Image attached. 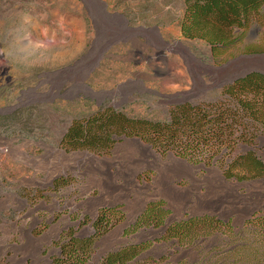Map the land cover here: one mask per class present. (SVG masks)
<instances>
[{
  "label": "rangeland",
  "instance_id": "1",
  "mask_svg": "<svg viewBox=\"0 0 264 264\" xmlns=\"http://www.w3.org/2000/svg\"><path fill=\"white\" fill-rule=\"evenodd\" d=\"M183 8L182 0H0V264H48L60 235H91L104 208L123 216L96 239L87 264L157 237L145 228L125 233L151 202L163 203L166 224L208 214L241 227L264 216V178L226 180L216 166L136 138L117 139L106 156L59 145L73 120L100 109L165 121L176 105L217 103L229 81L264 73V25L235 32L214 52L182 36ZM251 146L264 163L262 132ZM58 151L111 162L68 165Z\"/></svg>",
  "mask_w": 264,
  "mask_h": 264
},
{
  "label": "trees",
  "instance_id": "2",
  "mask_svg": "<svg viewBox=\"0 0 264 264\" xmlns=\"http://www.w3.org/2000/svg\"><path fill=\"white\" fill-rule=\"evenodd\" d=\"M180 32L186 39L206 42L212 51L231 45L235 32L264 25V0H182ZM247 52L252 50L247 49ZM217 103L174 106L168 120L131 118L105 108L73 120L60 140L65 152L110 153L116 140L136 138L160 154H173L193 165L216 166L226 180L264 178V163L252 150L255 132L264 134V74L250 73L225 85ZM241 147L243 153L231 154ZM60 178L54 185L65 183ZM162 202H151L126 230L160 232L155 238L129 243L104 254L97 264H264V216L256 214L243 226L213 215L185 216L166 224ZM116 208L99 210L93 233L64 231L54 242L58 253L48 264H87L96 239L122 219ZM161 250V251H160Z\"/></svg>",
  "mask_w": 264,
  "mask_h": 264
},
{
  "label": "bare ground",
  "instance_id": "3",
  "mask_svg": "<svg viewBox=\"0 0 264 264\" xmlns=\"http://www.w3.org/2000/svg\"><path fill=\"white\" fill-rule=\"evenodd\" d=\"M179 46H180V44L178 42H175L173 45H168V44H164L163 45V47L165 49H169V50H175ZM183 95L185 97V96L189 95V93L185 92V93H183ZM57 154H59L61 156L62 160H64V162L67 163L68 165H70V163H72V162H74L76 160H80L83 163H88V164H90L93 167L99 165L100 163H109V162H111V160H106V159L98 160L94 156L89 155L87 153H79V154L76 153V154L65 155L64 152L58 151ZM57 157H58V155H57Z\"/></svg>",
  "mask_w": 264,
  "mask_h": 264
},
{
  "label": "water",
  "instance_id": "4",
  "mask_svg": "<svg viewBox=\"0 0 264 264\" xmlns=\"http://www.w3.org/2000/svg\"><path fill=\"white\" fill-rule=\"evenodd\" d=\"M249 74V73H248ZM262 74H264V73H262ZM247 74H243L242 76H239V77H236V78H234L233 80H231V81H229V83H232V82H234L235 80H237V79H239V78H242V77H244V76H246Z\"/></svg>",
  "mask_w": 264,
  "mask_h": 264
},
{
  "label": "built area",
  "instance_id": "5",
  "mask_svg": "<svg viewBox=\"0 0 264 264\" xmlns=\"http://www.w3.org/2000/svg\"><path fill=\"white\" fill-rule=\"evenodd\" d=\"M0 152L6 153L7 152V148L4 146H0Z\"/></svg>",
  "mask_w": 264,
  "mask_h": 264
}]
</instances>
